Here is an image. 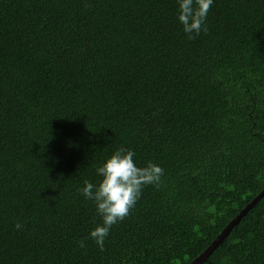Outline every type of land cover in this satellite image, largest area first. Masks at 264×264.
<instances>
[{"label":"trees","instance_id":"16d2710c","mask_svg":"<svg viewBox=\"0 0 264 264\" xmlns=\"http://www.w3.org/2000/svg\"><path fill=\"white\" fill-rule=\"evenodd\" d=\"M205 23L188 38L177 0H0V264H190L264 189V0ZM118 148L164 175L101 250L79 189ZM201 264H264V195Z\"/></svg>","mask_w":264,"mask_h":264},{"label":"clouds","instance_id":"9594fccd","mask_svg":"<svg viewBox=\"0 0 264 264\" xmlns=\"http://www.w3.org/2000/svg\"><path fill=\"white\" fill-rule=\"evenodd\" d=\"M213 3L214 0H177V20L188 38L207 30L205 21ZM95 172L98 182L86 180L79 191L93 202L100 222L88 236L103 250L112 226L130 213L146 186L159 187L164 169L153 162L141 167L134 151L118 148L95 168ZM14 227L21 229V222L17 221ZM80 244L83 247L84 241Z\"/></svg>","mask_w":264,"mask_h":264},{"label":"water","instance_id":"95a60500","mask_svg":"<svg viewBox=\"0 0 264 264\" xmlns=\"http://www.w3.org/2000/svg\"><path fill=\"white\" fill-rule=\"evenodd\" d=\"M264 195V189L249 202L221 231V233L213 240L211 245L206 248L198 257H196L190 264H201L211 254L218 244L223 240L226 234L237 224L240 218Z\"/></svg>","mask_w":264,"mask_h":264}]
</instances>
